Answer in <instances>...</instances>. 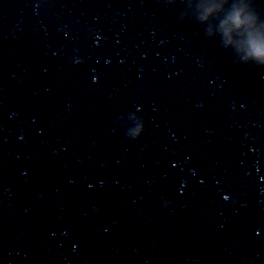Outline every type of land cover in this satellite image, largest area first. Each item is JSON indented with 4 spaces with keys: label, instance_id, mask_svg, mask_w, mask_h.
Segmentation results:
<instances>
[{
    "label": "water",
    "instance_id": "95a60500",
    "mask_svg": "<svg viewBox=\"0 0 264 264\" xmlns=\"http://www.w3.org/2000/svg\"><path fill=\"white\" fill-rule=\"evenodd\" d=\"M206 2L0 0V264H264V65Z\"/></svg>",
    "mask_w": 264,
    "mask_h": 264
},
{
    "label": "clouds",
    "instance_id": "9594fccd",
    "mask_svg": "<svg viewBox=\"0 0 264 264\" xmlns=\"http://www.w3.org/2000/svg\"><path fill=\"white\" fill-rule=\"evenodd\" d=\"M199 19L207 21L217 13L225 12L224 19L220 23V32L225 39V46L236 44L237 50L243 54L246 61L254 62L257 65H264V20L259 12L253 10V3L237 2L230 4V0H211L201 3ZM208 35H213L210 30ZM235 36L242 37L236 41ZM136 127L131 133V139L141 137L145 131V123L142 117H134Z\"/></svg>",
    "mask_w": 264,
    "mask_h": 264
},
{
    "label": "snow or ice",
    "instance_id": "6c2138e0",
    "mask_svg": "<svg viewBox=\"0 0 264 264\" xmlns=\"http://www.w3.org/2000/svg\"><path fill=\"white\" fill-rule=\"evenodd\" d=\"M224 199H226V200H227V199H229V197H228V196H225V197H224Z\"/></svg>",
    "mask_w": 264,
    "mask_h": 264
}]
</instances>
